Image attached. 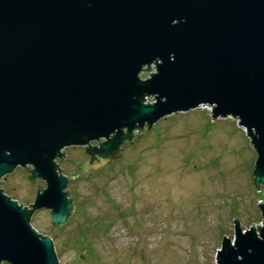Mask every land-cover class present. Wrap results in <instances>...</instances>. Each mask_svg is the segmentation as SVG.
<instances>
[{
  "label": "water",
  "instance_id": "obj_1",
  "mask_svg": "<svg viewBox=\"0 0 264 264\" xmlns=\"http://www.w3.org/2000/svg\"><path fill=\"white\" fill-rule=\"evenodd\" d=\"M202 106L246 132L260 191L264 0H0V179L31 166L29 180L46 183L31 209L0 189V264H59L30 219L46 209L57 227L74 211L56 163L64 149L86 147L106 163L135 131ZM258 205L262 225L243 230L234 219L216 264H264Z\"/></svg>",
  "mask_w": 264,
  "mask_h": 264
},
{
  "label": "rangeland",
  "instance_id": "obj_2",
  "mask_svg": "<svg viewBox=\"0 0 264 264\" xmlns=\"http://www.w3.org/2000/svg\"><path fill=\"white\" fill-rule=\"evenodd\" d=\"M147 68L141 80L156 73L155 65ZM210 109L135 131L106 163L91 162L86 147L63 150L56 163L71 179L74 211L57 227L46 209L30 219L52 239L59 264H216L223 237L234 238V219L243 230L262 225L264 186L254 185L253 145L236 120H213ZM32 170L18 167L0 179L4 194L27 209L46 188L29 180Z\"/></svg>",
  "mask_w": 264,
  "mask_h": 264
},
{
  "label": "flooded vegetation",
  "instance_id": "obj_3",
  "mask_svg": "<svg viewBox=\"0 0 264 264\" xmlns=\"http://www.w3.org/2000/svg\"><path fill=\"white\" fill-rule=\"evenodd\" d=\"M100 145V144H99ZM99 147V146H98ZM93 148H97V147H93Z\"/></svg>",
  "mask_w": 264,
  "mask_h": 264
}]
</instances>
